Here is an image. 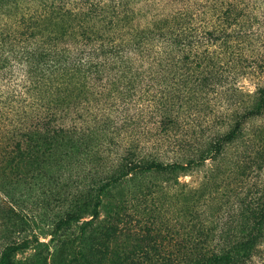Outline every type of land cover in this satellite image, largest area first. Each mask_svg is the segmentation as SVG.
Returning a JSON list of instances; mask_svg holds the SVG:
<instances>
[{"label":"trees","instance_id":"trees-1","mask_svg":"<svg viewBox=\"0 0 264 264\" xmlns=\"http://www.w3.org/2000/svg\"><path fill=\"white\" fill-rule=\"evenodd\" d=\"M37 1L39 15L19 12L0 32V217L46 216L60 228L103 191L130 196L135 185L125 218L151 240L145 257L171 247L168 264L233 263L236 237L218 243V230L228 237L230 221L247 211L258 232L238 245L250 261L264 244V125H252L264 114V8L254 0ZM35 157L42 166L26 173ZM208 163L206 191L176 198L200 232L170 228L166 190ZM37 186L71 198L64 220L61 209L29 202ZM15 242L0 264H16Z\"/></svg>","mask_w":264,"mask_h":264},{"label":"rangeland","instance_id":"rangeland-1","mask_svg":"<svg viewBox=\"0 0 264 264\" xmlns=\"http://www.w3.org/2000/svg\"><path fill=\"white\" fill-rule=\"evenodd\" d=\"M18 1L21 7L15 10V6L11 7L9 5L12 4V0H0V32L6 30L3 28L14 26L16 23L15 17L19 12L29 13L34 16L42 12L38 9L39 1L37 0ZM252 4L260 9L264 8V0H254ZM245 85L247 90L253 92L257 84L246 80ZM254 104H256V99L249 101V105L253 106ZM260 124L264 125V114L252 122V125ZM35 158L40 161L34 159L29 162L24 161L26 173L30 171L36 172L42 166L43 159L41 157ZM51 159L57 162L59 161V156H52ZM210 167L211 163H208L206 168L202 167L200 170L181 175L179 181L182 186L172 185L176 188L166 190L170 192V195L164 205L165 209L171 214H168V220L165 223L167 225L171 223L170 228H179L185 233L194 232L196 234L200 232V226H198V223H200L199 218L190 212L189 217L185 218L186 204L183 201L182 204L179 203L176 198L177 194L181 192L186 194L191 202L200 197L207 189L205 174ZM149 178L148 175L143 177L141 180L143 182L142 185L148 186ZM132 187L133 190L130 191L131 189H128V193L134 197L135 189L137 190L138 188L135 185H132ZM18 189H21V186H18ZM175 189L176 191H174ZM163 195L159 191L155 195L158 203L163 202ZM1 196L0 204L3 199ZM130 196L105 190L102 192L100 201L90 205L88 212L80 211V214L76 218L69 221L65 219V224L60 228L48 226L49 219L46 216H40L35 222L30 223L11 216L5 215L3 218L0 217V254L2 252L7 253L8 249L11 250L16 243L15 241H21L23 247L18 248L14 254L16 264H168L165 260L163 261L162 256L167 255L171 247L167 252L164 250L160 251V253L158 252L159 254L155 255L153 259L143 255L144 248L151 243V240L141 227L129 224L128 222L130 221L125 218V214L127 213V210L125 211L127 206L126 201ZM29 198V202H37L39 206L44 207L47 204L52 209H61V212L58 213V218L62 220L65 217V207L69 206L73 208V202L70 197H64L57 193L54 195L51 191H47L44 194L39 190L38 186L35 187L33 194ZM78 209H81L80 205L76 207V210ZM94 212H97L95 218L92 216ZM244 212V216L240 214L242 211L237 214L238 216L236 215L235 218L239 217L240 220L230 221L232 227H229V230H227L230 232L227 235L228 237H225L218 230V243L219 241L221 243L225 242L227 238L231 240L236 237L235 260L229 264H244V256L249 252V247L238 245V241L243 236H248L252 231L253 234L258 232L251 229L252 223L247 218L248 212ZM51 214L53 215L54 212H51ZM226 214V211L221 212V215ZM218 222L223 225L227 223V219L226 217L220 218ZM159 225V227H164L162 224ZM163 230L167 229L163 228ZM17 237L20 239H16ZM23 239L27 240V244L23 243ZM252 253L254 255L251 260L245 264H264V244L257 250L253 249ZM220 255V257L224 255L223 251ZM180 264L190 263L181 261ZM216 264H228V262L219 260Z\"/></svg>","mask_w":264,"mask_h":264}]
</instances>
